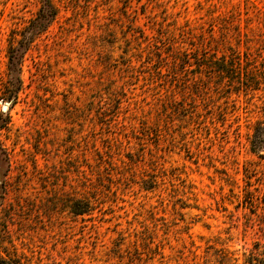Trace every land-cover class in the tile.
I'll use <instances>...</instances> for the list:
<instances>
[{
    "label": "rangeland",
    "instance_id": "374dc122",
    "mask_svg": "<svg viewBox=\"0 0 264 264\" xmlns=\"http://www.w3.org/2000/svg\"><path fill=\"white\" fill-rule=\"evenodd\" d=\"M49 1L45 22L44 0H0V264L264 248V84L227 91L184 60L259 71L264 0Z\"/></svg>",
    "mask_w": 264,
    "mask_h": 264
},
{
    "label": "trees",
    "instance_id": "16d2710c",
    "mask_svg": "<svg viewBox=\"0 0 264 264\" xmlns=\"http://www.w3.org/2000/svg\"><path fill=\"white\" fill-rule=\"evenodd\" d=\"M44 3H47V5L41 7L40 17L44 18L46 22V20H49L54 14V9L49 0H44ZM201 48L199 49L201 54L198 55V53H195L196 55L193 56V63L190 62L189 56L184 58L185 63L194 65V68L191 70L194 71V73H204L207 77L214 78L215 81L217 80L215 82V87L227 86L225 88L227 91L230 89L238 91L240 89L248 90L259 88L260 83L264 84V82L259 81L260 79L264 80V56L261 59L260 70L254 73L252 70L253 68L250 67L249 58L247 57L243 60L239 57V54L234 51H231V53L227 55L222 54L220 57L216 55V52H211L209 56H207L205 47ZM214 50L216 49L214 48ZM257 72L260 75V79L257 77ZM262 88L264 90V86H262ZM257 132L262 135L264 129H258ZM79 211L80 213L84 212L82 209ZM261 223L264 234V216L261 219ZM205 249L206 254L204 257H206V264H235L237 261V257L234 256V253L228 251V249L224 247V242L219 238H215L212 241L207 240ZM243 264H264V248L260 249L258 242H254L252 247L248 249L244 255Z\"/></svg>",
    "mask_w": 264,
    "mask_h": 264
},
{
    "label": "water",
    "instance_id": "95a60500",
    "mask_svg": "<svg viewBox=\"0 0 264 264\" xmlns=\"http://www.w3.org/2000/svg\"><path fill=\"white\" fill-rule=\"evenodd\" d=\"M6 108H7V104H4V105L2 106V110L5 111Z\"/></svg>",
    "mask_w": 264,
    "mask_h": 264
}]
</instances>
